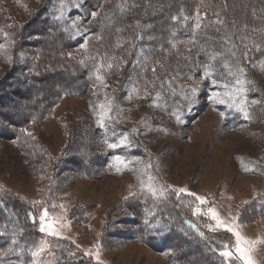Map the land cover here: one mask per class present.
<instances>
[{"label": "rangeland", "instance_id": "obj_1", "mask_svg": "<svg viewBox=\"0 0 264 264\" xmlns=\"http://www.w3.org/2000/svg\"><path fill=\"white\" fill-rule=\"evenodd\" d=\"M116 1L123 3V0ZM193 1L191 5H184L188 10L186 21L194 27L197 10L202 15L207 13L203 24L217 26L222 32L221 38L226 37L236 47L238 62L246 70L242 77L246 80L244 87L247 89L249 80L254 85L249 106L260 109L248 124L245 123L248 116L228 108L235 79L219 81L220 85L231 86L227 89L213 87L211 81L205 84L200 66L188 53L190 45L186 38L175 40L174 49L180 51L192 68L189 74L176 58L161 59L151 54L149 63H144V59L133 57L140 51L134 37L156 38L146 33L152 24L143 20L146 15L153 17V11L142 15L133 12L134 32L127 36L124 30L123 33L116 31L103 37L101 42L95 39L100 34L87 28L94 20L90 15L94 9L86 2L74 7L70 0H63L65 18L57 19L61 0H0V96L6 105L0 109V207L7 205L6 210L15 211L12 212L15 215L0 212V230L10 235L0 246V255L7 254L5 264L8 261L19 264L16 253L21 254L25 264H30L31 251L41 247L44 252L38 260L43 264H183L180 258L174 260L178 249L168 251L169 254L160 253L147 244L149 241L156 246L161 244L152 238L157 236L156 228L164 225L173 227L165 234L172 241L177 240L182 250L187 251L196 243L212 263L225 264L222 257L206 251L203 243L181 225V218H191L208 231L211 240L220 247L227 244L234 252L233 233L216 230L231 235V244L226 234L216 236L213 234L216 232L206 227L209 223L215 225V221L203 214L207 208H214L221 220L240 233L242 246L250 250L255 264H264L263 224L257 219L244 222L238 218L242 209L251 217L248 210L253 214L255 205L247 206L256 202L264 184V55L256 53L254 47L264 46V0H243L234 7L226 6L222 12H210L200 0ZM49 16L63 31L72 21H79V35L75 29L64 31L76 41L74 45H65L62 40L58 43L54 31L38 28V23L44 20L49 25ZM217 19L223 23H212ZM137 21L142 22L137 25ZM4 33L8 34L7 38ZM85 40L88 41L86 48H80ZM49 41H53L51 52L45 46ZM118 42L129 45L124 57L117 52ZM245 46L251 50L252 58L248 61L241 59ZM105 53L115 57L117 63L108 69L107 64L113 61L103 60L105 67L100 75L104 78L99 81L95 79V68ZM121 59L128 61L127 65L119 62ZM82 60L86 61L83 65ZM131 61L142 73L133 71ZM13 66L32 80L28 90L34 100L38 99L34 95L38 88L42 90L39 98L44 100L51 91L56 92L53 100L39 108L27 99L18 101L29 106L25 110L19 106L24 112L22 121L18 116L9 115L12 105L6 100L14 89ZM153 66L157 67L155 73ZM75 67L79 71L74 72ZM65 77L78 80L80 86L71 87V81L62 84ZM169 78L175 79L174 84L165 83L161 89L162 81ZM50 80L54 81L53 90L44 84ZM196 85H199L196 102L189 107L184 100L185 95H190L186 89ZM212 91L220 92L219 98L226 103L209 101ZM105 93L114 98V104L111 119H106L102 128L97 124L99 109L94 113L89 105L104 102ZM252 100L259 103L251 104ZM221 112H225V118H221ZM5 116L12 121H6ZM125 134L130 147H107ZM117 155L122 162L112 159ZM69 159H81L82 168L75 174L60 173L66 166L71 168ZM147 164H151L150 170L145 169ZM246 168L251 170L245 171ZM148 174L156 178L153 186L164 190V196L153 197L141 188L140 181L147 184ZM169 186L205 197L207 203L200 205L202 213L193 215L192 209L199 203L194 197L186 194L178 197ZM130 193L136 195L130 196ZM45 208L46 222L53 224L59 236L39 231V217ZM27 209L34 213L32 227L22 215ZM17 210L21 213H16ZM21 230L22 235H14ZM179 236L183 243L178 240ZM13 238L17 244L11 243ZM69 253L76 255L69 256ZM228 264H243V261L237 254Z\"/></svg>", "mask_w": 264, "mask_h": 264}, {"label": "trees", "instance_id": "obj_2", "mask_svg": "<svg viewBox=\"0 0 264 264\" xmlns=\"http://www.w3.org/2000/svg\"><path fill=\"white\" fill-rule=\"evenodd\" d=\"M193 0H133L131 3L135 2L138 7L133 8L131 10H127L124 12H121L120 8L117 6L119 3L116 0H86L85 2L88 3L90 8L92 9H99L100 14L98 17L92 22H90L87 25V28L90 32H96L99 33L102 37L108 36L110 34H113L116 32L117 29H121V32L123 33L124 30V35L127 34V36L134 32V25H132V17L131 14L134 13H139L141 14L142 12L145 14L146 13H154V16L146 15L145 18H143L144 21H147L148 23L152 24V29H148L146 33H149L151 35H155L156 38L154 39H141L137 40V47L141 50L143 49V53L141 55H136V53L133 54V57H140L144 59V63H149L148 56L149 55H154L155 57H170V58H176L179 62H181L183 65H185L186 73L189 74L190 71H192V68L184 61V58L180 55V51L178 49L171 48L170 44L174 42L175 40H180L182 38H186L189 42L190 48L189 54L195 57V61L197 64L200 66V70L203 74L202 66L208 62L209 57L211 54L214 52H221L223 53L224 59L213 62L215 64V72L213 73V78L217 79L218 81H224V82H229L234 77L228 75V70H226L223 67V64L225 60H227L229 63H232L233 65L239 64V55L236 53V56L233 57L231 55L232 51H235L234 48H236L231 41L227 39V42H225V38H221L222 32L217 29V26L209 24L206 27H203V29L196 30L194 32V27L191 26V22L184 20L185 15L188 13V10L184 7L185 4H193ZM243 0H200V3H202V6H206V10L210 12H222L223 9H226V6H231L234 7L237 4L239 5L242 3ZM163 4V9H160V4ZM100 4H104L103 8H100ZM143 9H145L143 11ZM153 9V10H152ZM142 15V14H141ZM177 16L178 19L176 21H172L171 17L172 16ZM50 18V16H49ZM49 20V25L47 26V21L45 23V20L40 23H38V28H48L50 31H54V33L57 35V41L58 43H61V40L64 43H67L65 45H74L75 40L71 39V37L62 30L61 27H58L56 24H54L53 20L50 18ZM142 20V21H143ZM140 21V22H142ZM149 31V32H148ZM221 32V33H220ZM172 37V38H171ZM60 38V39H59ZM135 39V37L133 38ZM54 41V42H57ZM53 42V41H52ZM52 42H47L45 46L48 47V51L51 52L52 48ZM128 46L126 45L122 48L117 49V52L120 57H124L128 52ZM48 52V53H50ZM140 53V51H139ZM146 58V59H145ZM239 61V62H238ZM131 67H133V71L138 70V72L142 71L140 68L137 67V64L134 62H130ZM15 69V82H14V89H12L11 96L6 97V100L10 102L12 105V111L9 112V115L13 116H18V118H24V112L19 106L25 108H28V105L18 103V101L22 100H28L31 103H33L32 106H35V104L39 107L43 106L44 103L45 105L48 103V100H53V98L56 96V92L51 91L47 98L44 100L39 98V93L42 92L41 88H38L36 93L34 92V95L37 94L38 99L34 100V98L31 96L30 90H28V85L29 82L32 80L28 78L19 68L16 66H13ZM190 70V71H188ZM75 71H79L74 69ZM82 72V71H81ZM193 72V71H192ZM64 75V74H63ZM66 81H61L62 84H66L67 82L71 81L70 79L67 80L68 78L65 77ZM56 80V79H55ZM210 80H205L204 83L207 84ZM54 81L50 80L47 81L46 84L49 87V90H53L52 85ZM16 84V85H15ZM68 85V84H67ZM71 87L75 88L80 86V83L78 80L76 81H71L69 84ZM254 88V85L251 80L247 82V95L248 98L250 97L251 90ZM39 90V91H38ZM1 91V89H0ZM2 97L0 96V109L4 108L6 105L2 101ZM44 100V101H43ZM6 101V102H7ZM35 102V103H34ZM25 105V106H24ZM259 107V106H258ZM258 107H253L248 106V120L245 123H250L252 116L256 115L258 110L260 108ZM6 117V116H5ZM23 119H20V121ZM16 120V119H15ZM6 121L11 122L12 119H8L6 117ZM16 122V121H15ZM79 157V155H77ZM81 158V157H80ZM68 163H72L71 168L66 166L62 168L63 170L60 173H63L66 171V173H71L75 172L79 169L82 168V161L81 159L73 160L69 159ZM78 175V174H77ZM66 188H64L65 190ZM262 195V196H261ZM264 184H263V190L262 193L259 195L258 199H256V202H250L247 207L250 208L251 205H255V211H252L249 209L248 211L251 213V217L248 216V212L243 211L245 209H242L238 215V218L240 221L248 222L252 221L253 219H257L261 221V223L264 226ZM246 207V208H247ZM11 209V208H10ZM6 213L13 214L12 212H15L13 209L11 210H6ZM29 212H32L30 209H27V211L22 212V215H24L26 223L32 227L34 215L30 217L28 215ZM16 213H21V211H18ZM33 213V212H32ZM34 214V213H33ZM138 214V212H136ZM10 216V215H8ZM136 220V219H135ZM181 225L186 231L189 233V235L193 236L195 239H197L199 242H202L203 245L206 247V251H211L215 256L218 258L220 257L219 251L222 250V247L215 241L211 240V237L208 233L207 230H204L200 225H198L194 220L188 217H183L181 218ZM133 225H136V222L132 220ZM172 226L164 225L163 227L156 228L158 231L156 238H152L153 236L151 235L150 237L152 238V241L156 242L158 239L161 244L159 245H153L150 241L147 243L149 246H151L153 249H155L157 252L160 253H168V251H176L178 249V255L176 254L174 256V260H182L183 264H214L212 263V259L208 255H202V252L199 250L198 245L195 243L193 246H191L189 250L184 251L182 250L181 247H179V242L177 240L172 241L171 238H168L169 236L165 234V232L169 231V233L172 231ZM218 233H223L226 234L229 239L228 241L231 242L232 244V237L226 232H216L213 233L216 236H219ZM165 234V236H164ZM183 236V235H182ZM178 239L181 241V238ZM10 235H4L0 236V246L4 245L7 240L9 239ZM110 237V236H108ZM155 237V236H154ZM123 238V240H125ZM132 239H136V236H133ZM183 239V238H182ZM131 240V239H129ZM149 240V239H148ZM187 240H185L186 242ZM182 242V241H181ZM184 242V241H183ZM182 242V243H183ZM188 242V241H187ZM228 242V243H229ZM19 245V244H18ZM167 251V252H166ZM207 253V252H206ZM205 253V254H206ZM169 254V253H168ZM178 257V258H177ZM180 258V259H179ZM183 258V259H182ZM221 258V257H220ZM240 262V261H239Z\"/></svg>", "mask_w": 264, "mask_h": 264}, {"label": "snow or ice", "instance_id": "obj_3", "mask_svg": "<svg viewBox=\"0 0 264 264\" xmlns=\"http://www.w3.org/2000/svg\"><path fill=\"white\" fill-rule=\"evenodd\" d=\"M70 2L73 4L74 7H81L83 5V3L85 2V0H70ZM104 4H100V8H103ZM118 7L120 8L121 12L127 11V10H131L133 8L138 7V5L133 2V3H129V0H123V3L119 4ZM160 9H163V4H160ZM100 14L99 9L96 10H92L90 12V15L93 19H96L98 17V15ZM64 3L63 0H61V7H60V14L57 17V19H64ZM195 20L196 23L194 24V32L196 30H200L203 27H206V25L203 24V20L207 18V13H204L203 15L199 12V10H197V12L195 13ZM172 21H176L178 19L177 16H172L171 17ZM188 18L185 17V20H187ZM212 23H216V24H221L223 23L222 20L217 19L216 21H213ZM140 24V21H137V25ZM72 29H75L76 35H79L81 33V30L79 28V21L78 20H74L72 21V24L69 27H66L64 29V31L69 32ZM85 33L87 32V29L83 30ZM117 32H120L121 29H117ZM5 38H7L8 34L4 33ZM74 38V37H72ZM95 39L97 41H101L103 40V37L101 35H96ZM144 39L143 35H137L135 37V40H141ZM149 39H154V37H149ZM225 42H227V38L225 37ZM88 41L85 40L84 44H81L79 47L80 48H86ZM125 44L123 42H118L115 47L116 48H122L124 47ZM171 47L175 48L176 47V42H172L171 43ZM255 52L259 53L261 55H264V46L262 45H255ZM143 49L140 50V53H138V55H141L143 53ZM97 55H99V52L97 53ZM231 55L233 57L236 56L235 51L231 52ZM69 57H71V54L69 53ZM252 58L251 55V50L247 48V46H245V49L243 51L242 54V60L244 61H248ZM95 59V58H93ZM105 59H109L112 60V63H108L107 64V68L108 69H112L116 66V59L115 57H108L107 53H105V55L103 57H101V62L96 65L95 68V79L102 81L103 80V76L100 75L101 71L104 69L105 65L103 63V60ZM146 59V58H145ZM224 56L223 53L221 52H214L213 54L210 55L209 60L207 63H205L202 66V70H203V77L202 79L205 80H210L211 81V85L213 87H218V86H222L224 88H230L231 86L228 83H224L223 85L219 84V81L215 78H213V73L215 72V64L213 62H217L220 60H223ZM119 62H123L124 64L127 65L128 61H124L121 59V61ZM80 63L83 65L86 63V61L82 60L80 61ZM162 66V65H161ZM223 67L228 70V75L234 77L235 79V86H234V95H231V102L228 103V108L229 109H234L236 112L242 113L244 114V116L247 118L248 116V106H249V100L247 97V91L248 89H246L244 87L246 80L242 79V77L245 75V68L240 65V64H235L233 65L232 63H229L227 60H225ZM157 70L156 66L152 67V71L155 73ZM129 81H131V77L128 78ZM175 79L174 78H169L166 81H162L161 83V89H163L164 84L167 83L169 85L174 84ZM183 90V89H182ZM187 93H190V95H185L184 100L189 104V107H191V105L193 103L196 102V97H197V93L199 91V85L190 87L186 89ZM172 93L173 95H175V88L172 89ZM93 94L95 95V91H93ZM150 95V94H149ZM157 95L159 96V93H157ZM220 92L218 91H212L209 96H208V100L213 102V103H219V104H224L226 103V101L224 99H220ZM239 97V102H236V98ZM251 104H257L259 103V101L256 100H252L250 101ZM113 104H114V98L109 97L107 93H105V101L104 102H100L98 104H92L90 103V109L96 113L97 109H99L98 112V119H97V124L100 127H105V121L106 119H111V115L110 113L113 110ZM225 112H221L220 116L221 118H225ZM178 122L180 121V117L177 116L176 117ZM133 131H137L136 129H133ZM28 135H31L30 133ZM131 146V142L129 141V137L128 135H123L117 142L115 143H108L107 147L110 149H117V148H126V147H130ZM113 160L117 161V162H122V158L120 156H113L112 157ZM138 159V158H137ZM151 164H147L145 165V169L146 170H150L151 169ZM251 169H245V171H250ZM155 177L152 176L151 174L147 175V180L148 183L145 184L143 180L140 181V185L142 189H147L148 192L151 193V195L153 197L156 196H164L165 192L164 190H157L153 185L155 183ZM169 188L171 189L172 192H175V194L179 197L181 194H186L189 196H192L195 198L196 201H198V205L196 207H194L192 209L193 215H197V214H201L202 213V208L200 207V205H204L207 203V200L205 197L202 196H198L195 193H190L188 192L187 189L185 188H180V189H172L171 186H169ZM130 196H135V193H130ZM127 199V198H126ZM264 203V202H262ZM6 208L7 205H4L3 207H0V212H5L6 214ZM205 215H207L210 220L215 221V225H213L212 223H209L206 225V227L212 231V232H216L217 229H224L227 232L233 233L236 237V244H235V251L233 252L231 249H229L227 244H224L222 246V250L219 251V255L220 257H222L225 261V264H228V260L233 258L234 256H236L238 254V257L241 261H243V264H255V262L253 261V259L251 258V256L249 255V249L245 248L242 246V237L240 235L239 232H236L233 227L229 224H227L226 222H224L223 220H221V218L219 217L217 211L214 208H207L206 213H203ZM28 215L30 217L33 216L32 212H29ZM48 217V211L45 208L40 217H39V221H40V227H39V231L41 233H47L50 236H59V233L57 231L54 230L53 224L46 222V218ZM33 222H35V220L33 219ZM153 227H156V225H153ZM22 231L18 234H14V235H22ZM6 231L4 230H0V236H4L6 235ZM12 244H17L18 241L13 238L11 241ZM12 249L9 248L8 252H11ZM44 252V248L41 247L35 251H31V261L30 264H43V261L38 260V257L41 256V254ZM76 253H69V256H75ZM85 255H88V253H85ZM6 256L7 254L4 255H0V264H5L6 261ZM16 256L19 258V264H25V260L24 258L21 256L20 253H16ZM8 264H17L16 261H8Z\"/></svg>", "mask_w": 264, "mask_h": 264}]
</instances>
